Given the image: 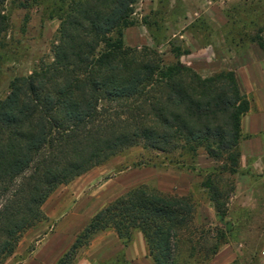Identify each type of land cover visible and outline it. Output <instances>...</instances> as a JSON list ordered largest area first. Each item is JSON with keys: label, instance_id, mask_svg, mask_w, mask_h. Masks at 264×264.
I'll use <instances>...</instances> for the list:
<instances>
[{"label": "trees", "instance_id": "1", "mask_svg": "<svg viewBox=\"0 0 264 264\" xmlns=\"http://www.w3.org/2000/svg\"><path fill=\"white\" fill-rule=\"evenodd\" d=\"M60 1L52 61L14 79L0 100V264L48 219L43 208L58 189L135 148L177 167L204 151L217 165L201 188L226 218L251 110L236 73L204 78L178 57L168 66L156 49L126 46L138 0ZM6 29L0 13V46ZM195 215L192 196L138 186L93 216L57 264H76L111 228L125 246L141 233L154 264H190L199 251L197 264H210L225 234L200 233Z\"/></svg>", "mask_w": 264, "mask_h": 264}, {"label": "rangeland", "instance_id": "2", "mask_svg": "<svg viewBox=\"0 0 264 264\" xmlns=\"http://www.w3.org/2000/svg\"><path fill=\"white\" fill-rule=\"evenodd\" d=\"M66 10L60 0H0L7 26L0 46V100L9 94L14 79L31 76L44 62L52 61L60 17ZM132 20L135 26L125 32L126 46L156 49L168 66L176 64L178 57L204 78L234 72L244 93L248 70L254 68L260 77L261 66L264 68V0H138ZM261 95H247L251 110L242 122V157L239 172L232 177L235 191L226 218L216 214L209 192L201 188L208 171L217 165L204 151L194 163L177 167L168 163L155 166L162 158L135 148L58 189L43 208L45 216L57 196L65 199V209L58 218L47 216L33 235L28 237V232L22 255L13 256L6 264H23L46 236L51 246L70 247L93 216L141 185L165 194L192 196L196 204L194 224L200 233L215 228L223 232L222 248L232 249L236 255L233 264H264V131L258 135L249 132L252 117L260 118L263 111ZM117 237L113 228L108 229L80 254L86 257L92 247H107L97 260L114 259L119 255L117 247L123 244ZM191 247L183 245L185 256ZM197 258L190 264H197Z\"/></svg>", "mask_w": 264, "mask_h": 264}, {"label": "crops", "instance_id": "3", "mask_svg": "<svg viewBox=\"0 0 264 264\" xmlns=\"http://www.w3.org/2000/svg\"><path fill=\"white\" fill-rule=\"evenodd\" d=\"M186 65L189 66V64ZM248 72L250 73V77L248 82H246V84L244 85L245 94L251 95L255 92L262 93L261 100H259V105L263 111L259 114L260 118L252 117L253 122L251 123L249 130L251 135H258L260 131H264V68L261 66L260 77L256 75L254 68H251L250 70H248ZM258 125H260V129L256 128ZM256 139H254L253 141H255ZM255 146L256 145L254 143L252 147ZM49 201L51 203V198ZM52 201L53 202L52 204H50L49 207V210L51 209V211H49L47 216L49 218H58V215L65 209V206L67 205L66 201L62 198V196H57ZM37 231H39V229H34L30 231L28 233V237L29 235H33V233H36ZM28 237L26 235V238L21 242L18 251L14 255L15 257L17 255H22V253L24 252V248L22 247H24L23 244L25 243ZM49 239L50 237L46 236L43 240H41L36 250L32 253L31 257H29V259H25L23 264H57L59 259L68 250L69 246L65 248H57L56 246H51V240ZM117 239L118 242L121 243L118 237ZM106 248L107 247H92L88 252H86V257L83 256V253H81L80 256L82 257H80L78 264H154L152 258L149 255L146 240L144 239V236L141 233L135 234L134 240L129 246L120 244L116 250L119 253L116 258L110 260L102 259L98 261V256H100V254L104 252L103 249ZM111 258H113V256ZM235 259L236 255L233 253L232 249L226 246L222 248L221 251H219V253L216 255V257L212 260L210 264H233Z\"/></svg>", "mask_w": 264, "mask_h": 264}]
</instances>
